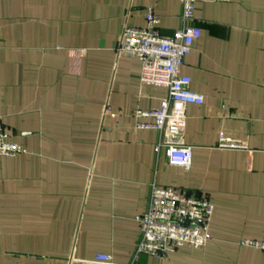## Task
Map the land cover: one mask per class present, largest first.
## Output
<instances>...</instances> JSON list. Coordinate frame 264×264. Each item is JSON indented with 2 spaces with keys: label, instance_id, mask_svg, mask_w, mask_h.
<instances>
[{
  "label": "crops",
  "instance_id": "1",
  "mask_svg": "<svg viewBox=\"0 0 264 264\" xmlns=\"http://www.w3.org/2000/svg\"><path fill=\"white\" fill-rule=\"evenodd\" d=\"M146 8L163 37L183 25L180 0H0V125L26 150L0 158V264H264L239 246L264 242V0L196 7L180 69L204 97L186 108L188 170L136 129L167 97L116 51ZM221 133L246 150L218 149ZM152 185L211 201L204 248L136 256Z\"/></svg>",
  "mask_w": 264,
  "mask_h": 264
},
{
  "label": "built area",
  "instance_id": "2",
  "mask_svg": "<svg viewBox=\"0 0 264 264\" xmlns=\"http://www.w3.org/2000/svg\"><path fill=\"white\" fill-rule=\"evenodd\" d=\"M229 0H180L183 25L171 36L158 31L159 19L153 8L144 11V28H125L117 46V54L140 63V86L163 88L167 97L158 109L137 112L138 117L151 118L152 123H140L137 130H152L158 135L155 155L162 154L171 167L188 170L192 149L184 144L187 123L186 108L201 106L204 97L190 90L191 80L180 73L193 44L200 38L199 29L192 27L196 7L206 2L227 3ZM217 148L246 150L240 141L219 134ZM23 146L8 142L0 125V158L25 154ZM213 214L211 201L197 193L152 185L147 209L135 217L139 228L137 255L165 258L179 248L202 249L208 241L209 222ZM239 246L264 253V242L243 239ZM96 261L110 264L111 256L98 255Z\"/></svg>",
  "mask_w": 264,
  "mask_h": 264
}]
</instances>
